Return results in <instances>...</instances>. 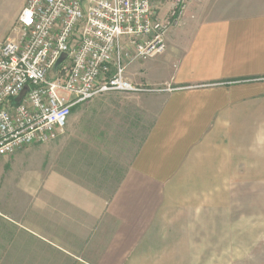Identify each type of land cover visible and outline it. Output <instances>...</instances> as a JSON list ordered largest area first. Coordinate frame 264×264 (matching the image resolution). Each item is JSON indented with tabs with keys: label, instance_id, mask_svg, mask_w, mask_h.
Returning a JSON list of instances; mask_svg holds the SVG:
<instances>
[{
	"label": "crops",
	"instance_id": "0c3cea01",
	"mask_svg": "<svg viewBox=\"0 0 264 264\" xmlns=\"http://www.w3.org/2000/svg\"><path fill=\"white\" fill-rule=\"evenodd\" d=\"M171 1L152 0L158 18ZM27 2L0 14V45ZM182 15L163 53L127 66L130 81L160 89L162 105L141 147L123 153L115 185L93 187L106 142L79 131L88 123L71 115L48 148V167L3 207L1 262L27 264L30 255L37 264H188L189 243L218 239L220 223L249 232V218L235 210L243 204L218 193L249 189L252 144L264 145V81L250 82L264 79V0L191 2ZM158 63L171 72L153 75ZM192 252L200 264H235L234 250Z\"/></svg>",
	"mask_w": 264,
	"mask_h": 264
},
{
	"label": "built area",
	"instance_id": "2783aa9c",
	"mask_svg": "<svg viewBox=\"0 0 264 264\" xmlns=\"http://www.w3.org/2000/svg\"><path fill=\"white\" fill-rule=\"evenodd\" d=\"M170 26L152 0H28L0 45V159L58 141L76 106L143 91L126 76L128 52L163 53Z\"/></svg>",
	"mask_w": 264,
	"mask_h": 264
},
{
	"label": "rangeland",
	"instance_id": "374dc122",
	"mask_svg": "<svg viewBox=\"0 0 264 264\" xmlns=\"http://www.w3.org/2000/svg\"><path fill=\"white\" fill-rule=\"evenodd\" d=\"M203 0H172L173 6L165 19L170 20L171 26L166 34H169L172 27L181 23L186 6L191 2H201ZM25 0H0V14L4 11L12 16L17 10L22 9ZM177 13L172 17L173 13ZM9 16V17H10ZM174 18V21H173ZM173 21V22H172ZM165 36V38H166ZM164 38V44H165ZM133 52V51H132ZM126 58L125 64L132 63L134 53ZM159 59V58H158ZM162 59V58H161ZM134 62V61H133ZM166 68V69H165ZM171 72L170 66L163 67L157 64L152 72L153 75H163ZM264 81L250 80V82ZM132 82V81H131ZM137 89H143L140 92L119 93L111 92L100 95L97 98L82 104L72 114L71 119L75 121L84 120L88 124L79 131H91L98 137L99 143L104 144L103 156H105V169L102 171L100 180L93 181V187L98 184H105L107 187H113L118 180V174L122 171V165L125 163L123 153L128 148L132 152L135 148H140L144 139L148 135L154 124L162 105L159 98L160 89H153L144 85H138L132 82ZM56 142V141H55ZM54 143V142H52ZM35 145L27 148L11 157L0 159V214L4 208L11 202L19 200L17 189L20 184L29 182L40 168H46L51 161V153L48 148L50 144ZM100 144V146H101ZM129 145L130 147H126ZM259 147V148H258ZM98 148H101L98 146ZM249 189L245 191H235L228 193H218L219 199L234 200L236 205H242L240 215L244 212L245 220L250 221V230L247 232V226L244 230L242 226L235 227V231L228 230V226L220 223L218 239H202L191 241L188 245V264H200L199 256H193L192 251L197 247L218 246L222 249L234 250L235 264H262L264 263V145L252 144L251 150V178ZM105 194H110L108 191ZM210 196L211 193H209ZM204 193L203 197L209 195ZM213 198L216 196L213 193ZM238 203V204H237ZM208 228V226L206 227ZM210 231L207 229L205 232ZM208 236L210 233L207 234ZM229 237L227 239L226 237ZM202 244V245H201ZM250 247V256L244 257L243 252ZM191 249V250H190ZM245 249V250H244ZM36 257L28 255L27 264H37ZM221 258H227L222 256ZM244 258L245 263H243ZM225 259V260H227ZM39 260V259H38ZM0 264H15L0 261ZM40 264H44L43 262Z\"/></svg>",
	"mask_w": 264,
	"mask_h": 264
},
{
	"label": "water",
	"instance_id": "95a60500",
	"mask_svg": "<svg viewBox=\"0 0 264 264\" xmlns=\"http://www.w3.org/2000/svg\"><path fill=\"white\" fill-rule=\"evenodd\" d=\"M66 60V56H62L60 58V60L57 62L56 66L54 67L51 76L53 77L57 71V69L59 68V66ZM27 91V89L21 94V96L19 97L18 101H21V99L23 98L25 92Z\"/></svg>",
	"mask_w": 264,
	"mask_h": 264
}]
</instances>
